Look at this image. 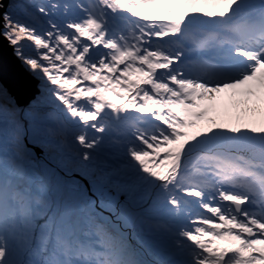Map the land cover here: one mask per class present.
<instances>
[{"label": "snow or ice", "instance_id": "6c2138e0", "mask_svg": "<svg viewBox=\"0 0 264 264\" xmlns=\"http://www.w3.org/2000/svg\"><path fill=\"white\" fill-rule=\"evenodd\" d=\"M5 45L0 264H264V0H0Z\"/></svg>", "mask_w": 264, "mask_h": 264}, {"label": "water", "instance_id": "95a60500", "mask_svg": "<svg viewBox=\"0 0 264 264\" xmlns=\"http://www.w3.org/2000/svg\"><path fill=\"white\" fill-rule=\"evenodd\" d=\"M0 85L8 90L19 105L32 101L40 86L38 78L13 56L12 49L6 45L0 53Z\"/></svg>", "mask_w": 264, "mask_h": 264}, {"label": "rangeland", "instance_id": "374dc122", "mask_svg": "<svg viewBox=\"0 0 264 264\" xmlns=\"http://www.w3.org/2000/svg\"><path fill=\"white\" fill-rule=\"evenodd\" d=\"M37 2L38 3H46V0H37ZM39 80V79H38ZM41 85V84H40ZM33 101V100H32ZM32 101H30V102H32ZM30 102L29 103H27V104H25V105H20L21 107H26V105H28V104H30ZM228 113H229V111H228ZM230 115V114H229ZM224 119H228L229 117H223ZM76 178L77 179H79L80 177L78 176V175H76ZM86 183V182H85ZM148 255V256H147ZM156 257H153L150 253H145L144 254V256H143V259H145V260H147V261H152L153 259H155Z\"/></svg>", "mask_w": 264, "mask_h": 264}, {"label": "trees", "instance_id": "16d2710c", "mask_svg": "<svg viewBox=\"0 0 264 264\" xmlns=\"http://www.w3.org/2000/svg\"><path fill=\"white\" fill-rule=\"evenodd\" d=\"M41 3V2H40ZM40 82V86H39V92L38 94H36L35 98L33 100H35L37 97H40L42 94L43 89L46 87L44 84H42L41 80L39 79ZM31 103V102H30ZM27 106V105H26ZM148 256V255H147Z\"/></svg>", "mask_w": 264, "mask_h": 264}, {"label": "bare ground", "instance_id": "6f19581e", "mask_svg": "<svg viewBox=\"0 0 264 264\" xmlns=\"http://www.w3.org/2000/svg\"><path fill=\"white\" fill-rule=\"evenodd\" d=\"M233 114H235V111H234V112H232V113L230 114V116H232Z\"/></svg>", "mask_w": 264, "mask_h": 264}]
</instances>
